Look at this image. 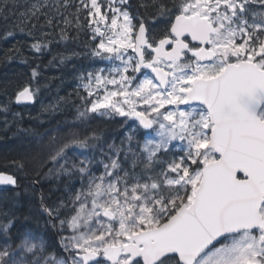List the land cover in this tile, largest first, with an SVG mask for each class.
I'll return each instance as SVG.
<instances>
[{
	"label": "snow or ice",
	"instance_id": "1",
	"mask_svg": "<svg viewBox=\"0 0 264 264\" xmlns=\"http://www.w3.org/2000/svg\"><path fill=\"white\" fill-rule=\"evenodd\" d=\"M72 27L101 66L78 73L83 110L48 139L64 189L23 222L19 192L0 197V264H264V0H0V40L19 34L36 58L45 29L66 41ZM31 73L16 104L36 98ZM96 115L122 119L119 144L81 138ZM26 179L23 157L0 169L2 187Z\"/></svg>",
	"mask_w": 264,
	"mask_h": 264
},
{
	"label": "trees",
	"instance_id": "2",
	"mask_svg": "<svg viewBox=\"0 0 264 264\" xmlns=\"http://www.w3.org/2000/svg\"><path fill=\"white\" fill-rule=\"evenodd\" d=\"M23 2V0H21ZM139 0H133V5L135 6ZM83 19V18H82ZM60 27H64L61 22ZM49 32L50 35L48 39L52 40L53 43L50 44V50H45L43 55L36 58L32 53L28 52L27 44L30 41H26L25 38L21 35H17L14 39L0 40V87H2L3 92L8 96L13 98L16 90L22 85L26 84L32 76L31 69L37 68L40 73L39 76V90L45 91L47 97H57L59 95H65V91H70L72 93V103L73 110L72 115L76 113V107L79 105L80 100L75 95V90L77 88L78 80L76 76L80 71L89 69L88 62H85V57H81L82 52L89 50L91 48L90 42H88V30L77 32L76 28L72 27L68 29L69 39L66 41H60V34L58 30L45 29ZM39 36V33H37ZM24 45V56L28 57L29 62L27 64L22 63L24 56H16L13 58L9 54V50L13 45ZM71 52V53H70ZM77 53L78 55H72V53ZM79 55H81L79 57ZM65 59V63H60V58ZM55 58V59H54ZM54 61L53 63H49ZM23 77H26V80H23ZM2 79H5L4 81ZM69 79L70 84H66V80ZM2 81L5 83L3 87ZM23 84V85H24ZM35 88V85H33ZM6 96V97H7ZM66 96V95H65ZM7 97V98H8ZM3 106V103L0 102V107ZM17 108V107H14ZM36 106H32L30 112H20L21 116L16 118L15 122H12V108H10L9 113L7 114L10 121L9 127L6 129L4 127V117L5 113L0 112V125L3 126V129H0V139L5 142L8 140L10 144L15 143V138H31L30 136H35L43 131H45L50 125L60 122L63 116L70 115L67 112H59L53 116H46L43 120L41 115L43 113H49V111H41L38 117L31 116L37 110ZM102 135H104V130H101ZM11 138H14L11 140ZM7 141V142H8ZM120 139L118 138L115 143L119 144ZM7 147V146H6ZM30 152H26L23 149H16L14 151H7L5 147H1L0 144V169L3 168V165L6 161H10L13 158H25ZM34 177H29V179L21 181V187L17 190H0V197L5 194H11V192H19V197L17 198L16 207L19 209L17 215L21 217V222H23V217L28 216L30 213L33 215L38 214L39 209V199L40 193L42 192L48 200L49 203L56 201V198L62 194L64 184L61 181L57 180L54 176L40 180L38 185H32V179ZM23 186V187H22ZM29 187L28 190L25 188ZM57 187L61 191H57ZM26 191H29L26 192ZM31 227H39L41 232L48 231L53 234L54 238L58 240V237H55L54 230L49 226L45 229L44 221L40 220L39 224L35 220L30 221Z\"/></svg>",
	"mask_w": 264,
	"mask_h": 264
},
{
	"label": "rangeland",
	"instance_id": "3",
	"mask_svg": "<svg viewBox=\"0 0 264 264\" xmlns=\"http://www.w3.org/2000/svg\"><path fill=\"white\" fill-rule=\"evenodd\" d=\"M159 27L162 28L163 25H160ZM87 33L91 34L90 31H88ZM89 37L90 36H88V42H90ZM90 44L92 46V42H90ZM89 50H86V51L82 52V54H81V55L85 56V59H89V60H85V62H88V64L92 65L90 69L100 67L101 64L99 61H94L91 57L86 58L85 54ZM81 55H79V57ZM2 80L4 81L5 79H2ZM24 80H26V77H23L22 81H24ZM3 81H2V84L4 87L5 83ZM70 81H69V79H67L66 84H70L71 83ZM23 84L24 83H22V85ZM22 85H20V86H22ZM40 92L41 91L39 90L37 93V95H39L38 100L36 102V108H35L37 111L34 112L31 116L38 117L41 111H45L44 106L57 105V104L60 106V110L58 112H55V113H53L52 111L49 110V113L47 116H49V115L53 116L59 112H67L70 115L63 116L61 118L60 122L50 125L42 133L35 135V136H30L31 138H29V139L25 138L27 140H23L22 138L20 139V138L16 137L15 141H14L15 143L10 144L8 146V144H6V143H9L8 140H7L8 141L7 142L5 139V142H4L3 140L0 139V144H1V147H3V148L5 147V149L7 151H14L16 149H18V150L23 149L27 153L30 152L28 155H26V157H27L26 158L27 174L29 177H35L36 174H39L40 180H42V179L52 177V176L47 175L49 168L53 167L51 162L48 161L49 149L47 147V144H48L49 137L54 136V135L55 136H64L68 132L67 125L75 119L76 113L74 115H72L73 103H72V93L70 91H67V90L65 91V95H66V96L64 95L65 98L63 96L46 97V96L40 95ZM45 94H46V92H45ZM6 96L7 95L3 92L2 87H0V102L4 103L6 101L13 100V99H11V97L7 96L8 97L7 98ZM79 105H82L81 101L79 102ZM31 109H32V107L28 108L26 111L29 113ZM15 113H17V112H15ZM45 117L46 116H42L43 119ZM0 129H3L2 125H0ZM57 129H60V131L57 132ZM75 130L80 133L81 138H83L84 136H90L95 132L101 136L102 140H106L108 143H112V142H116V140L118 138L121 139L124 131H126L127 129L123 126V121L120 117L110 118L107 116L102 117V116L96 115L93 119H91L88 122H85L82 124H77V127ZM101 130L105 131L104 135H102ZM45 133H47V135H45ZM13 139L14 138H11V140H13ZM78 186L79 185L77 184V187ZM28 188L29 187H26L25 189L28 190ZM63 189H64V187H63ZM26 192L29 193V191H26ZM58 239H59V237H58Z\"/></svg>",
	"mask_w": 264,
	"mask_h": 264
},
{
	"label": "water",
	"instance_id": "4",
	"mask_svg": "<svg viewBox=\"0 0 264 264\" xmlns=\"http://www.w3.org/2000/svg\"><path fill=\"white\" fill-rule=\"evenodd\" d=\"M23 103H32V102H23ZM23 103H20V104H17V105H21ZM0 189H9V188H5V187L0 186Z\"/></svg>",
	"mask_w": 264,
	"mask_h": 264
},
{
	"label": "bare ground",
	"instance_id": "5",
	"mask_svg": "<svg viewBox=\"0 0 264 264\" xmlns=\"http://www.w3.org/2000/svg\"><path fill=\"white\" fill-rule=\"evenodd\" d=\"M32 179V178H31ZM23 187V186H22ZM50 199V198H49Z\"/></svg>",
	"mask_w": 264,
	"mask_h": 264
}]
</instances>
